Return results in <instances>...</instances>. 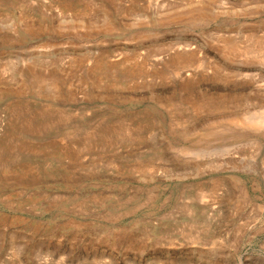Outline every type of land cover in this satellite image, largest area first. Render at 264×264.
Wrapping results in <instances>:
<instances>
[{"label": "rangeland", "instance_id": "rangeland-1", "mask_svg": "<svg viewBox=\"0 0 264 264\" xmlns=\"http://www.w3.org/2000/svg\"><path fill=\"white\" fill-rule=\"evenodd\" d=\"M0 264H264V0H0Z\"/></svg>", "mask_w": 264, "mask_h": 264}, {"label": "bare ground", "instance_id": "bare-ground-1", "mask_svg": "<svg viewBox=\"0 0 264 264\" xmlns=\"http://www.w3.org/2000/svg\"><path fill=\"white\" fill-rule=\"evenodd\" d=\"M43 79L47 80L46 78L43 77ZM43 79H41L42 81H44ZM47 81H50V80H47ZM42 84V83H41ZM44 84V83H43ZM45 85V84H44ZM45 87V86H44ZM43 88V87H42ZM253 123L256 124V121H254ZM258 123V122H257Z\"/></svg>", "mask_w": 264, "mask_h": 264}]
</instances>
